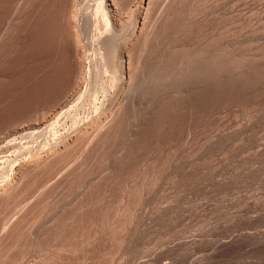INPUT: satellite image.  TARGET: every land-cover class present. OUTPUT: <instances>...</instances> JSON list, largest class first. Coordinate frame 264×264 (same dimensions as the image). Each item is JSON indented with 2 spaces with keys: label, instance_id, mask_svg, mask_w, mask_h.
Wrapping results in <instances>:
<instances>
[{
  "label": "rangeland",
  "instance_id": "obj_1",
  "mask_svg": "<svg viewBox=\"0 0 264 264\" xmlns=\"http://www.w3.org/2000/svg\"><path fill=\"white\" fill-rule=\"evenodd\" d=\"M138 1L0 0V188L105 131L0 201V264H264V0H152L133 39Z\"/></svg>",
  "mask_w": 264,
  "mask_h": 264
},
{
  "label": "bare ground",
  "instance_id": "obj_2",
  "mask_svg": "<svg viewBox=\"0 0 264 264\" xmlns=\"http://www.w3.org/2000/svg\"><path fill=\"white\" fill-rule=\"evenodd\" d=\"M95 1V0H94ZM101 1V3H100V5H99V7H97V9H100L101 10V12L104 14V16L106 15V16H112V15H114V9H115V7H114V5H115V0H100ZM151 2H152V0H139L138 1V6H137V8H139V12H137V16H136V19H134V18H131L130 20H131V22L128 24L129 25V27L131 28V30H130V38H133V39H138V38H140L142 35H143V33H144V29L146 28H144V26H145V19L143 20V18H142V14L144 13V11H146L147 9H146V5L147 6H149L150 4H151ZM74 6H75V3H74ZM95 6V5H94ZM91 11V10H90ZM92 12V11H91ZM98 12V11H97ZM69 13V12H68ZM96 15V14H95ZM69 16V15H68ZM90 16V15H89ZM102 16V15H101ZM105 16V17H106ZM110 16V17H111ZM134 16V15H133ZM78 18V17H77ZM91 19V18H90ZM110 19V18H109ZM119 19V18H118ZM67 20H68V18H67ZM75 20V19H74ZM116 20V19H115ZM114 20V21H115ZM76 21V20H75ZM90 21V20H89ZM105 21V20H104ZM107 21V20H106ZM109 21V20H108ZM69 22H72V21H69ZM110 22V21H109ZM119 22V21H118ZM122 22V21H121ZM105 23V22H104ZM127 23H128V21H127ZM78 24V23H77ZM70 25V24H69ZM72 25V24H71ZM79 25V24H78ZM110 25V24H109ZM112 25V24H111ZM92 26V25H91ZM123 26V25H122ZM121 26V27H122ZM77 27V26H76ZM93 27V26H92ZM107 27V26H106ZM128 27V28H129ZM78 28V27H77ZM76 28V29H77ZM81 29V28H80ZM79 30V29H78ZM132 30H133V33H132ZM52 31V30H51ZM100 31V30H99ZM120 32V31H119ZM118 31H117V34H116V32H115V34L114 35H118V33H119ZM124 32H126V31H124ZM146 32V31H145ZM78 33V32H77ZM131 33H132V35H131ZM104 34V33H103ZM102 34V35H103ZM73 35V34H72ZM78 35V34H77ZM83 35V34H82ZM112 35V34H111ZM125 35V34H124ZM84 36V35H83ZM113 36V35H112ZM112 36H111V39H112ZM107 37H109L110 38V36H107ZM106 36H105V38H104V40H107L108 38H107ZM119 37V36H118ZM123 37V36H122ZM128 37V36H127ZM101 38V37H100ZM116 39V38H115ZM124 39V38H123ZM96 40H99V39H96ZM118 40V39H117ZM130 40V39H129ZM83 41V40H82ZM108 41V40H107ZM112 41H114V40H112ZM133 41V40H132ZM144 41V40H143ZM105 42V41H104ZM79 43V42H78ZM102 43H103V41H102ZM123 43V42H122ZM99 44V43H98ZM109 44V43H108ZM112 44V42L109 44V45H111ZM115 44V43H114ZM113 44V45H114ZM125 44V43H124ZM91 45V44H90ZM89 45V46H90ZM100 45V44H99ZM98 45V46H99ZM104 45V44H103ZM121 45V44H120ZM126 45V44H125ZM94 46V45H93ZM102 46V45H101ZM105 46V45H104ZM107 46V45H106ZM116 46V45H115ZM129 46V45H128ZM78 47V46H77ZM92 47V46H91ZM146 47V46H145ZM80 48V47H79ZM85 48V47H84ZM88 48V47H87ZM99 48V47H98ZM124 48H125V46H124ZM78 49V48H77ZM89 49H91V48H89ZM115 49H117V48H114V50ZM118 50V49H117ZM126 50H128V49H126ZM112 51V50H111ZM77 52V55H78V57L80 58L82 55H81V51L80 50H77L76 51ZM95 52H97V51H95ZM101 52V51H100ZM106 53H107V51H106ZM116 54V53H115ZM99 55V54H98ZM100 55H102V54H100ZM114 55V54H113ZM120 55H122L121 53H120ZM128 55V54H127ZM72 56H73V54H72ZM105 56H107V55H105ZM109 56V55H108ZM77 57V56H76ZM90 57V56H89ZM101 57V56H100ZM104 57V56H103ZM118 57V56H117ZM84 58V57H83ZM112 58H114V57H112ZM123 58V57H122ZM99 59V58H98ZM101 59V58H100ZM103 59V58H102ZM106 59H107V61H108V57H106ZM110 59V58H109ZM114 59H116V58H114ZM113 59V60H114ZM93 60H95V59H93ZM77 61V60H76ZM105 61V60H104ZM116 61V60H115ZM121 61V60H120ZM124 61V60H123ZM123 61H121V63H119L118 64V61H116V62H114V63H112V61L110 62V64L112 63V65H115V63H116V65L118 66L117 68V70H118V72L119 73H117V75H116V78H120V79H124L125 80V78L124 77H126L127 76V78H129L130 79V76H128V75H130V74H127V71L125 70V66H124V62ZM98 62V61H97ZM130 62V61H129ZM100 63V62H99ZM107 64V63H106ZM130 64V63H129ZM81 65V64H80ZM80 65H79V67H80ZM96 65H97V63H96ZM105 65V64H104ZM131 65V64H130ZM92 66H95V65H92ZM78 67V68H79ZM84 66H81V68H83ZM99 67H100V64H99ZM98 67V68H99ZM113 67V66H112ZM77 68V69H78ZM97 68V69H98ZM107 68V67H106ZM110 68V67H109ZM115 69H116V67H114ZM129 69H130V67H128ZM112 69V68H111ZM115 69H112V70H114L115 71ZM81 70L82 69H80V73H81ZM94 70H96V69H94ZM83 71V70H82ZM85 71V70H84ZM97 71V70H96ZM100 71V70H99ZM78 72V71H77ZM93 72H95V71H93ZM129 72V71H128ZM106 73V72H105ZM108 73V72H107ZM111 73H114L113 71L111 72ZM111 73H110V75H111ZM95 74V73H94ZM98 74V73H97ZM101 75V74H100ZM99 75V76H100ZM105 76V75H104ZM108 76V75H107ZM132 76V75H131ZM84 77V76H83ZM94 77V76H93ZM95 78V77H94ZM112 78V77H111ZM131 78H133V77H131ZM80 79V78H79ZM113 79V78H112ZM100 80H101V77H100ZM95 81H96V79H95ZM102 81H103V79H102ZM113 81V80H112ZM115 81V80H114ZM118 81V80H117ZM132 81V80H131ZM80 82V81H79ZM98 82V81H97ZM110 82H111V80H110ZM122 82V81H121ZM120 82V84H122ZM103 83H104V81H103ZM79 84H81V83H79ZM99 84V83H98ZM119 84V85H120ZM118 85V86H119ZM125 85V84H124ZM129 85H130V82H129ZM132 85V84H131ZM101 86V85H100ZM94 87H97L96 85H95V83H94ZM93 87V89L95 90V88ZM109 87V86H108ZM120 87V86H119ZM76 88V87H75ZM101 88H104V87H101ZM130 88H132V86L130 87ZM111 89V88H110ZM123 89H124V87H123ZM116 90V89H115ZM119 90V89H118ZM88 91H91V90H88ZM93 91V90H92ZM91 91V92H92ZM107 91V90H106ZM117 91V90H116ZM115 91V92H116ZM131 91H132V89H131ZM83 92V91H82ZM97 92V91H96ZM125 92V91H124ZM123 92V93H124ZM128 92V91H127ZM126 92V93H127ZM130 92V91H129ZM95 92H93V94H94ZM117 93V92H116ZM115 93V95H117ZM108 94V93H107ZM128 94V93H127ZM92 95V94H91ZM102 95V94H101ZM106 95V94H105ZM104 95V96H105ZM108 95H110V94H108ZM114 95V96H115ZM121 95V94H120ZM126 95V94H125ZM125 95H123V96H125ZM93 96V95H92ZM91 96V97H92ZM96 96V95H95ZM98 96V95H97ZM126 96H128V95H126ZM90 96H88V98H89ZM87 98V99H88ZM115 98V97H114ZM123 98V97H122ZM96 99V98H95ZM112 99H113V96H112ZM130 99V98H129ZM85 100V99H84ZM96 101V100H95ZM113 100H111V102H112ZM122 101V100H121ZM83 102V101H82ZM82 102H81V104H82ZM89 102H90V100H89ZM94 102V101H93ZM110 102V103H111ZM86 103V102H85ZM121 103V102H120ZM127 103V102H126ZM78 104V103H77ZM94 104V103H93ZM76 105V104H75ZM90 106H91V104H90ZM93 106V105H92ZM102 106V105H101ZM100 106V107H101ZM77 107H79V106H77ZM106 107V106H105ZM120 107V106H119ZM119 107H115V108H119ZM75 108V107H74ZM91 108V107H90ZM104 108V107H103ZM113 108V107H112ZM77 109V108H76ZM102 109V108H101ZM78 110V109H77ZM80 110V109H79ZM100 111V110H99ZM98 111V112H99ZM102 111V110H101ZM118 111H120V110H118ZM77 112V111H76ZM79 112V111H78ZM77 112V113H78ZM92 112V111H91ZM109 113V112H108ZM115 113V112H114ZM119 114V113H118ZM76 115V114H75ZM97 114H95V118L92 120V121H90L89 122V120H88V122H87V124L86 125H83L82 123V121L81 120H78V121H81L79 124H82V125H80V129L78 128H76L77 130H79L78 132H75L76 133V135H70V136H66V139L65 140H63V141H61L60 143H58L57 142V145H53V146H55L54 147V149L53 150H51V149H49V150H51L50 152H48V153H46V154H43V155H40V156H37V157H35V158H32L31 157V159H26L25 161H23V163L20 165L19 164V170H18V172H16L15 174H13V175H11L10 177H8V182H7V184H5V186L3 187L2 186V189L0 188V201H4L5 199H7L8 197L10 198V196L14 193V192H17L18 190V188H20L21 186H19L22 182H23V180H24V178L26 177V175L30 172H32V171H37V169L39 170L40 168L42 169V167L43 166H46L47 165V163H50V162H52V160H53V158L54 159H56L55 157H59V156H57L58 154L60 155L62 152H63V150H66V148H68L69 146H71L70 144L74 141L75 142V140H77V138L79 137H82L83 135H85V134H87L89 131V129L91 128V127H94V128H96V130L97 129H99V127H100V131H102L101 132V136H102V134L105 132L104 130H101V123L99 122V117L98 116H96ZM91 116V115H90ZM107 116V115H106ZM111 116H113L112 114H111ZM73 117V116H72ZM104 117H105V114H104ZM110 117V116H109ZM115 117V116H114ZM113 117V118H114ZM79 118V117H78ZM117 118V117H116ZM115 118V119H116ZM73 119H75V121H77V119H76V117L75 118H73ZM91 119V118H90ZM104 119V118H103ZM114 119V120H115ZM74 121V122H75ZM104 121V120H103ZM106 121V120H105ZM85 122V121H84ZM77 123V122H76ZM102 123H104V122H102ZM108 123V122H107ZM114 123V122H113ZM112 123V124H113ZM99 124H101L100 126H99ZM112 124H109L110 126L112 125ZM74 126V125H73ZM79 126V125H78ZM77 127V126H76ZM104 127H105V125H104ZM104 127H102V128H104ZM108 128V127H107ZM105 129V128H104ZM91 130V129H90ZM95 130V131H96ZM76 131V130H75ZM99 131V132H100ZM104 131V132H103ZM91 132H93V130H91ZM91 132H89V133H91ZM98 132V133H99ZM88 133V134H89ZM96 134V135H99V134ZM91 134H93V133H91ZM98 137V136H97ZM25 138V137H24ZM93 138H95V137H93ZM92 138V139H93ZM83 140V139H82ZM78 141V140H77ZM73 142V143H74ZM84 142V141H83ZM91 142H92V140H91ZM95 142V141H94ZM11 143V142H10ZM15 143V142H14ZM77 144H79V143H77ZM90 144V143H89ZM76 146V145H75ZM47 147V146H46ZM73 147H74V145H73ZM72 148V147H71ZM41 150V149H40ZM70 149H68L67 150V152L69 151ZM42 152V151H41ZM65 153V151L63 152V154ZM63 154H61V155H63ZM60 155V156H61ZM50 165V164H49ZM48 166V165H47ZM18 167V166H17ZM29 173V174H30ZM60 176V175H59ZM64 177V176H63ZM25 182V181H24ZM46 187V186H45ZM44 188V187H43ZM17 190V191H16ZM40 191V190H39ZM49 194V193H48ZM51 194V193H50ZM14 195V194H13ZM37 197V196H36ZM44 200V199H43ZM36 204H38L37 202H36ZM26 212V211H25ZM29 217V216H28ZM23 218V217H22ZM22 221V220H21ZM12 226V225H11ZM6 231V230H5ZM6 233V232H5ZM36 233V232H35Z\"/></svg>",
  "mask_w": 264,
  "mask_h": 264
}]
</instances>
